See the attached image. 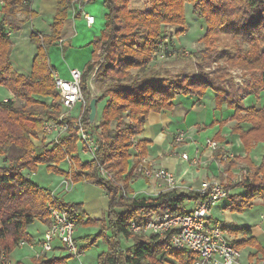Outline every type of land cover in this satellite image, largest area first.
<instances>
[{
    "label": "trees",
    "instance_id": "trees-1",
    "mask_svg": "<svg viewBox=\"0 0 264 264\" xmlns=\"http://www.w3.org/2000/svg\"><path fill=\"white\" fill-rule=\"evenodd\" d=\"M56 1L51 31L31 30L30 40L36 45L37 53L30 74H22L12 64L13 42L9 31L19 30L37 15L34 0H0V84L13 94V97L0 100V156L6 162L0 165V264H12L10 255L21 242L36 243L28 227L37 220L51 224L50 206L65 210L75 230L80 225L99 228L81 240L74 238L81 254L99 239H104L108 249L99 254L98 264H167L169 259L178 264H194L200 259L199 254L192 250L171 249L170 232L135 233L131 230V222L147 220L155 212L185 213L188 201L202 203L208 198L207 194L197 189L181 191L175 187L156 196L134 195L131 181L137 175L131 164L134 160L131 141L143 133L152 111L172 109L179 95L203 98L213 89L217 108L227 104L233 109L231 119L235 123L231 131L240 135L247 151L244 157L230 154L225 157L219 148L213 152L216 159L226 162L225 170L229 175L224 186L231 202L225 208L242 213L252 207L258 197L264 196V153L259 163L249 155L257 143H264V104L246 105L243 98L255 96L259 101L264 92V0H151L146 9L131 7V0H103L107 10L105 27L90 42L93 57L86 64L81 81L86 100L81 120L86 130L97 133L96 139L100 141L89 159H82L80 155L81 151L85 153L89 149L80 143L76 116L72 113L65 117L69 124L67 133L52 140V145L45 144V138L39 135L45 121H58L63 113L50 48L62 42L64 22L73 1ZM186 3H191L194 13L207 22L200 40L203 46L196 55L198 74L181 79L161 75L145 77L156 58L155 51L167 46L165 54H170L171 46L169 40H165L163 27L177 26L182 34L188 30ZM20 13L24 16L20 17ZM226 28H230L234 36L247 39L253 52L219 51L214 44ZM222 58L226 59L224 66L218 67L216 76L211 77L205 69ZM236 67L258 72L253 81L244 83L243 94L238 88L226 89L228 70ZM133 69L143 71L144 77L135 75ZM93 74L109 84L96 96L97 104L104 99L106 102L101 120L92 124L89 114L93 96L89 84ZM214 138L224 140L220 131ZM149 143L147 139H139L146 155ZM66 160L70 165L68 170L60 166ZM240 160L248 164L250 173L236 181L232 169ZM40 165L73 183L87 181L101 187L109 198L103 216L90 217L83 202L66 201L32 180L30 173L37 172ZM101 167L111 175L104 176ZM237 188L246 191L231 193ZM220 226L233 236L232 244L238 249L255 248L256 251L248 255L249 259L260 255L259 260H264V245L253 234L251 226ZM121 236L132 241L131 249L122 248ZM72 257L75 255L69 252L50 258L44 254L35 257L33 264H68Z\"/></svg>",
    "mask_w": 264,
    "mask_h": 264
},
{
    "label": "rangeland",
    "instance_id": "rangeland-1",
    "mask_svg": "<svg viewBox=\"0 0 264 264\" xmlns=\"http://www.w3.org/2000/svg\"><path fill=\"white\" fill-rule=\"evenodd\" d=\"M41 0H36L37 8L38 3ZM85 9L87 12L91 13L95 16L96 22L91 27H88L86 25V19L84 18L85 22H82L78 24V30L81 33L82 37L85 39L88 37L87 41H81V43H78L79 45L74 44L73 50L66 48L63 49L60 45H54L50 48V58L53 60V64L56 65V67L64 69L62 72H65V70H71L72 68L79 65V68H85L86 64L89 62V60L92 59L93 54V47L90 43L95 36L100 35L102 33V30L105 27L106 22V8L103 4V0H95L93 2H85ZM54 0H53V7L51 10L54 9ZM151 0H131V7L137 8V9H146L150 7ZM185 13H186V20H187V26L188 30L185 33H179L178 27H173L166 25L163 27V33L165 35V40H169L170 44V54L167 55H160L153 59L151 63V69L145 73V77L147 78H155L158 75L166 76L170 78H184L187 76H196L198 74V63H197V52L202 48L203 44L200 41L201 37L205 34L206 28H207V22L204 18L198 17L194 11L191 3L185 4ZM1 16V15H0ZM21 16H24L23 13H21ZM47 20H49L47 18ZM33 21V20H32ZM39 21L38 18H36L33 22ZM37 25V24H36ZM35 25V26H36ZM37 27V26H36ZM38 28V27H37ZM83 39V40H84ZM81 44V45H80ZM215 47L219 51H227L231 54L246 52V53H252L253 47L252 44L243 37H236L231 33L230 28H226L225 31L219 36L217 41L215 42ZM90 57V59L87 60V57ZM225 58H222L220 61H214L209 67H207L205 70L211 77H215L218 72V67L224 66ZM86 62V63H85ZM71 64V66L69 65ZM63 67V68H62ZM70 68V69H69ZM133 73L137 76H143V71H140L138 69H133ZM258 72L252 71V70H243L239 67L231 68L228 70V81H226V89L229 87L231 88H238L240 90V93L243 94V88L244 83L251 82L255 78V75ZM65 76V75H64ZM69 76V75H66ZM144 77V76H143ZM68 79L67 77H63ZM109 82H103L100 78H97L96 74H93L90 78V92L91 95L98 96L101 94V90L107 88ZM208 95H211V93L215 94V91L213 89H209ZM207 95V96H208ZM261 99L258 101V99L255 96H245L244 103L246 105L256 104L257 106H262L264 104V92L261 94ZM183 95H181L182 97ZM11 97V91L4 85L0 84V100H4ZM181 98L183 103L186 105V103L191 104L192 102L198 101L197 107L190 110V113L186 119H183L180 117V126L183 128V130H189L188 131V139L191 143L194 145V139L202 144H204L209 138H213V136L217 131L218 127L214 125H210L212 121L214 120V115L216 118L221 119H228L229 116V110L228 108H215V95L211 97H206L205 100L200 101L198 100L196 96H190V95H184ZM191 97V98H189ZM181 101V100H180ZM179 101V102H180ZM106 100H101L97 104V118L96 122L101 120L103 109L105 105ZM79 112V107H76L72 110V114L76 116ZM207 118L208 121H207ZM178 119V120H179ZM234 122H230L229 126L233 125ZM193 126V127H192ZM212 127V128H211ZM211 128V129H210ZM138 138V136H136ZM214 139V138H213ZM52 137H46L44 139V143L48 144L49 146L52 145ZM216 140V139H214ZM219 142V149L223 150V154L226 157L227 154H230L231 156H237V157H244L247 154V151L244 152H236L235 150L230 151V149H225L223 145L226 144ZM242 141V140H241ZM243 143V141H242ZM40 141L38 140V145H40ZM223 144V145H222ZM193 145H188L184 147H179L177 151H179V155H182L183 151H187L191 157L195 156V147ZM255 146V151L253 153H249L251 159H254L255 163H258V158L260 154L264 153V143L259 142ZM182 146V144H181ZM245 146V145H244ZM232 149V148H231ZM246 150V148H245ZM251 152V151H250ZM80 155L82 159H89L90 156L88 154H84L82 151L80 152ZM182 161L179 164L178 172L180 168L186 169L188 172L197 173L196 182L204 178V174H207V172L204 173L205 167H202L203 164H205V159L199 156L200 162L198 163L199 167L196 168L195 165L191 163L189 160H184L181 158ZM214 160H217L219 163V175L217 176H207L206 179H217L221 181L222 183H226L228 180V173L225 170L226 169V162H222L219 159H215V155L211 158ZM203 161V163H202ZM6 162L4 161L3 156H0V165H5ZM61 168L64 170H68L70 168L68 160L63 162L61 165ZM216 166V165H214ZM217 166L213 167V171H216L215 174H217ZM196 172L195 170H198ZM248 164L240 160L238 162V165L235 166L232 169V173L234 174L233 180H240L247 176L250 172H248ZM192 172V173H193ZM137 176L133 179L136 180L137 177L139 178L137 181L134 182L132 185L134 191H141L146 190L148 188V183L146 182V179L144 176L141 175V173L134 172ZM212 174V173H211ZM223 176V177H221ZM30 178L34 180L36 183L40 184L42 187L50 188L53 190H57V187L63 180V176L57 173L49 172L45 165H40L37 172L30 173ZM132 182V181H131ZM77 185V184H76ZM201 185V184H200ZM78 186V185H77ZM77 186H74L73 190L68 193L67 196L64 193H60L61 197H65L66 201H76V200H82L77 197V193L80 192L78 190L79 188ZM77 187V188H76ZM200 187V186H199ZM55 190V191H56ZM244 188H237L235 191L231 192L233 194L235 193H245ZM63 199V198H62ZM231 202L230 196H226L224 198H221L212 208V220L215 223L219 225H229L233 227L241 226V225H248L251 226L253 231L255 232L254 235H256L260 242L264 245V230L262 229L264 227V215L262 214L264 212V196L258 197L255 200V203L252 207L246 209L244 212H232L230 210L227 211L225 206ZM194 206L193 201H188L186 208L191 209ZM120 210H124V208H121ZM263 215V216H262ZM232 218V219H231ZM231 221H230V220ZM43 224L42 222H39L38 220L35 221L32 225L28 227L29 232L34 236L38 235V231L42 230ZM99 230L97 226L93 225H80L75 230V237H78L79 239L82 238L85 235L94 234ZM137 233V232H135ZM140 234H146L144 232ZM148 234V233H147ZM81 240V239H80ZM60 243L58 240L55 241V244ZM79 244H82L81 241H79ZM32 245V244H31ZM41 242L39 241L36 245V250H41ZM121 245L122 248H132V241L127 240L125 237L121 236ZM108 249V244L104 241V239H99L94 245L87 248L82 256L79 257H72L68 260V264H98V256L101 252ZM249 247L241 249V259L245 260L247 259L248 253H249ZM39 252V253H38ZM37 253H34V250L30 247V244H26V246H18L11 254H12V260L17 262H22L23 264H33L34 257L40 254V251ZM63 254H67V250L62 251ZM37 254V255H35ZM49 255L51 253H48ZM10 259V258H9ZM167 264H178L175 260L169 259Z\"/></svg>",
    "mask_w": 264,
    "mask_h": 264
},
{
    "label": "built area",
    "instance_id": "built-area-1",
    "mask_svg": "<svg viewBox=\"0 0 264 264\" xmlns=\"http://www.w3.org/2000/svg\"><path fill=\"white\" fill-rule=\"evenodd\" d=\"M82 10V15L89 26L96 22V18L82 7V3L88 0H78ZM167 46L161 47L154 52V56H164ZM71 78L65 79L57 73L54 74L56 89L60 95V102L63 113L58 121H45L43 130L40 132L41 138L52 137L58 140L67 133L69 124L65 117L72 113V110L79 107L76 115L75 125L78 127L81 137V144L86 145L88 152L94 156L100 141L96 139L97 133L88 131L81 120L84 107L85 96L82 92L81 81L83 70L72 68L70 70ZM184 133H179L177 141H183ZM219 142L213 138L206 141V146L213 152L219 147ZM131 147L134 150L133 162L134 172L141 173L142 176L154 179L157 186L167 188V191L176 187L177 179L175 174L169 169L155 168L150 165V158L144 154L139 145V139L134 136L131 141ZM182 158L191 161L193 165L200 162L198 156L191 157L188 152L182 154ZM101 173L104 176L111 175L104 167H101ZM201 193L207 194L208 198L202 203H196L185 213H153L149 219L144 221H132L131 230L137 233H159L170 232V248L173 250H192L199 254L200 259L194 264H236L241 257V250L232 244L233 236L222 226L212 220V208L221 198L229 195L224 183L217 179H206L201 182L198 189ZM52 222L44 232L41 241L42 252L49 253L56 248L55 241H59L67 252L75 257L81 256L78 251V245L75 238V224L71 221L65 210L50 206L49 207ZM24 242H21L22 245Z\"/></svg>",
    "mask_w": 264,
    "mask_h": 264
},
{
    "label": "crops",
    "instance_id": "crops-1",
    "mask_svg": "<svg viewBox=\"0 0 264 264\" xmlns=\"http://www.w3.org/2000/svg\"><path fill=\"white\" fill-rule=\"evenodd\" d=\"M72 1H73V6L69 11L68 19L64 22V27H63L62 34H61L62 42L57 44V45H60L63 49H66V48L69 49L70 47L71 50H73L74 44L79 45L78 43H81V41L82 42L87 41L88 39V37L84 39L78 30V24L85 22L83 15H82V10L78 8L80 6L79 1L78 0H72ZM54 3H55L54 9L51 10L53 7V0H41L38 3V8H37L36 0H34L33 8L37 11V15L31 18L30 20H28L27 22H25L19 30L9 31L11 38H12V42H13L12 54H11L12 64H13L14 69L17 72L22 73V74H30L31 69H32L33 59L37 53L36 45L32 43L30 40L31 30L33 28L38 27L37 29L40 30L42 33H49L51 31V23H52L53 15L55 14L57 10V1L54 0ZM84 5L85 3L83 2L81 6L83 7ZM0 7H1V2H0ZM84 9H85V6H84ZM19 16L23 17L21 16V13L19 14ZM36 18L39 19V21L36 22L37 25L35 24V22H33ZM47 18L49 20H47ZM86 25L88 27H91L87 24V22H86ZM88 59H90L89 55L87 57L86 62L88 61ZM51 63L53 64L52 58H51ZM53 65L56 68L55 73H57L60 77L62 78L67 77L68 79L71 78L70 70H67V71L65 70V72L67 73L64 74V72H62L64 69L56 67L55 64ZM69 65L71 66V64ZM78 66L79 65L70 67V68H78V69L84 70V68H79ZM66 75H69V76H66ZM208 94H210L209 90L203 98H197V99L203 102V100H205L206 97H211L213 95L216 96V92L215 94L213 93H211V95H208ZM183 96L181 97V95H179L174 100V107L170 110H163L161 112L152 111L145 123V129L143 133L138 136V139H147L150 141V143L148 144V154H147L148 157L150 158V165L155 168H165V169H169L170 171H172L176 176V179H177L176 187L179 190L181 191H186L188 189L198 190L201 182L208 175L212 177L217 176L219 175L220 169H219V165H218L219 163L217 162V160L211 159L214 156V154L212 150L207 148L206 142L202 144L194 139V145H193V143H191L188 140V139H192V138H189L188 136L189 130L187 131L183 130V128L180 126L179 118L182 117L183 119H186V117H188L190 113V110L197 107V104H198V101H195V102L191 101V104H189V101H188V104L186 103L185 105L182 101V99L185 98ZM11 97H13L12 92H11ZM215 102H216V97H215ZM226 107H227V104H224L219 109H223ZM215 108H217L216 103H215ZM228 110L230 111L229 112L230 118L224 119L221 117V119H218L214 115V118H213L214 120L210 124V125H214L218 127L217 132L219 131L221 132L224 140H218L217 138H214L217 132L211 137L220 141L221 143L226 144L225 146L222 144L226 150L230 149L231 152L232 150H235L238 153L245 151L246 153L245 146L241 141L240 135L233 133L231 131L232 126L234 124L229 126V123L234 122L231 119L233 115V109L228 108ZM208 119L209 118H207V121ZM181 132L184 133L183 135L184 140L177 141L176 137ZM188 145H193L195 147V156H198V157L200 156L203 159H205L204 160L205 164H203L202 167H205L203 171L204 173L207 172V174H204V178H202L201 180L197 182H196V178L198 176H197V173L193 172V170L191 172H188L186 169L180 168L178 172L179 164L182 161L181 159L182 155L181 156L179 155V151H177V149H179V147H184ZM255 146H258V145H255ZM255 146L252 148L250 153H253V151H255L254 150ZM185 152L187 151L186 150L183 151L182 154ZM84 154H88L91 157V155L88 152H85ZM261 158H262V153L260 154L258 158V163L261 161ZM252 160L254 161V159ZM134 161L135 160H133V162ZM133 162L131 161V164H133ZM214 165L218 167L217 174H215L216 171H213L214 170L213 167H216ZM195 166L196 168L199 167V165H195ZM133 170H134V166H133ZM195 171L198 172L199 169ZM139 178L141 177H137L136 180L132 181L131 185H133L134 182L137 181ZM144 178L146 179V182L148 183V188L146 190H141L137 192L135 191L134 195H143V196L149 197V196H156L157 193L161 191H167V188L158 187L154 179L147 178L145 176ZM74 186H77L79 188L78 190H80V192L77 193L78 194L77 197L79 199H82V200H76V202H83L84 209L90 217L92 218L102 217L104 212L108 209L109 198L106 192L101 187L95 184H92L90 182H87V181H80L78 183H73L71 180L65 179L63 177V180L57 187V190L56 189H55L56 191L53 189L51 190L56 196L60 197V195H58L60 193H64L67 196L68 193L66 192H71ZM235 190L236 189L232 190L231 192ZM62 198L65 200V197H62ZM262 214L264 215V212ZM42 224L44 228L38 231L37 236L35 235L33 236L36 243L30 245V247L34 250V253H37L38 251H40V253L42 252L41 245H40L41 250H36L37 242L42 241L44 237V232L48 226L47 224H44V223ZM262 229L264 230V227ZM253 234H255L254 231H253ZM26 244L27 243L24 242L22 245H19V246H26ZM63 250H65L63 245L61 243H58L56 244L55 250L49 252L51 253L50 255L48 253H46L45 255L48 258H50L51 256L62 255ZM248 250H249L248 255L256 251L255 248L253 247H249ZM260 257L261 256L259 255V256H256L254 259H249L247 256L246 261L240 258L238 263L236 264H264V260H259ZM10 262L12 264L17 262V261L12 260V254L10 255Z\"/></svg>",
    "mask_w": 264,
    "mask_h": 264
},
{
    "label": "water",
    "instance_id": "water-1",
    "mask_svg": "<svg viewBox=\"0 0 264 264\" xmlns=\"http://www.w3.org/2000/svg\"><path fill=\"white\" fill-rule=\"evenodd\" d=\"M97 100L98 98L94 96L92 97L91 102H90L91 112L89 114V119L92 124L95 123L96 117H97Z\"/></svg>",
    "mask_w": 264,
    "mask_h": 264
}]
</instances>
